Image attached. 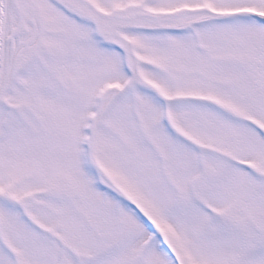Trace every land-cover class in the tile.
Returning <instances> with one entry per match:
<instances>
[{"label":"snow or ice","instance_id":"1","mask_svg":"<svg viewBox=\"0 0 264 264\" xmlns=\"http://www.w3.org/2000/svg\"><path fill=\"white\" fill-rule=\"evenodd\" d=\"M0 264H264V0H0Z\"/></svg>","mask_w":264,"mask_h":264}]
</instances>
